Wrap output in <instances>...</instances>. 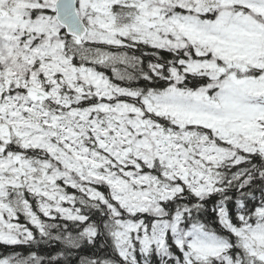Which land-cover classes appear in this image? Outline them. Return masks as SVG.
<instances>
[{
  "label": "snow or ice",
  "instance_id": "snow-or-ice-1",
  "mask_svg": "<svg viewBox=\"0 0 264 264\" xmlns=\"http://www.w3.org/2000/svg\"><path fill=\"white\" fill-rule=\"evenodd\" d=\"M0 264H264V0H0Z\"/></svg>",
  "mask_w": 264,
  "mask_h": 264
},
{
  "label": "trees",
  "instance_id": "trees-1",
  "mask_svg": "<svg viewBox=\"0 0 264 264\" xmlns=\"http://www.w3.org/2000/svg\"><path fill=\"white\" fill-rule=\"evenodd\" d=\"M209 207H211V203H209Z\"/></svg>",
  "mask_w": 264,
  "mask_h": 264
}]
</instances>
